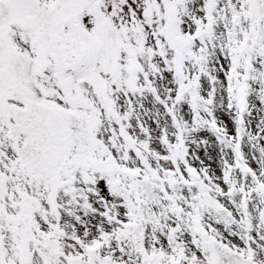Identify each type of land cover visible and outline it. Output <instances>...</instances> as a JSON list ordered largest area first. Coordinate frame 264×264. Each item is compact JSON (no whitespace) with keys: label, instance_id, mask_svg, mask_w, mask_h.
Masks as SVG:
<instances>
[{"label":"snow or ice","instance_id":"obj_1","mask_svg":"<svg viewBox=\"0 0 264 264\" xmlns=\"http://www.w3.org/2000/svg\"><path fill=\"white\" fill-rule=\"evenodd\" d=\"M0 264H264V0H0Z\"/></svg>","mask_w":264,"mask_h":264}]
</instances>
